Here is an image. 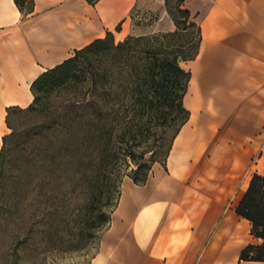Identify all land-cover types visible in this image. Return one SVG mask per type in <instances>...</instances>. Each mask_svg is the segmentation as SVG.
Listing matches in <instances>:
<instances>
[{"label":"crops","instance_id":"crops-1","mask_svg":"<svg viewBox=\"0 0 264 264\" xmlns=\"http://www.w3.org/2000/svg\"><path fill=\"white\" fill-rule=\"evenodd\" d=\"M102 2L35 0L23 18L13 0H0V120L6 107L32 102L30 85L41 73L107 32L119 42L176 30L165 0H128L116 12ZM77 6L97 9L95 32L69 30ZM182 7L200 29L198 54L186 63L188 120L164 166L153 165L143 185L122 183L88 264H264L239 260L262 240L235 213L252 175L264 177V0H183ZM134 8L158 16L134 23Z\"/></svg>","mask_w":264,"mask_h":264},{"label":"trees","instance_id":"trees-1","mask_svg":"<svg viewBox=\"0 0 264 264\" xmlns=\"http://www.w3.org/2000/svg\"><path fill=\"white\" fill-rule=\"evenodd\" d=\"M85 1L93 7L100 0ZM13 3L23 18L33 13L35 0ZM164 5L176 27L174 32L153 37L128 36L119 42L107 32L104 38L74 50L71 57L41 73L30 85L33 100L26 108L5 109V123L11 133L1 138L0 211L4 215L0 234L16 228V235L9 236L7 250L0 245V264H14L27 255L38 257L55 247L49 232L41 233L38 240L27 239L23 223L30 188L43 195L55 190L60 182L88 180L93 183V200L103 193L102 188L108 189V206L111 199L119 198L124 176L143 185L154 164L165 165L172 143L189 117L183 98L190 73L181 68L179 60L189 62L197 56L200 29L189 11L183 9V0H165ZM188 26L198 32L197 45L180 56L176 45L164 44L163 40L176 37ZM55 98L60 101L54 102ZM169 102L176 103L184 117L169 142L163 141L157 150L148 151L147 159L145 153L137 156L135 150L144 142L134 130L136 117L151 111L154 105L167 108ZM15 113L20 115L16 123L11 121ZM160 153L163 162L158 160ZM127 159L135 170L127 172ZM94 209L92 202V217L84 221L81 233L85 240L93 238V232L100 231L107 222L105 214H95ZM235 213L251 224V235L262 240L260 245L246 246L239 260L264 262L263 176L252 175ZM3 242L1 236L0 243Z\"/></svg>","mask_w":264,"mask_h":264},{"label":"rangeland","instance_id":"rangeland-1","mask_svg":"<svg viewBox=\"0 0 264 264\" xmlns=\"http://www.w3.org/2000/svg\"><path fill=\"white\" fill-rule=\"evenodd\" d=\"M128 0H103L101 3L104 5V8L107 10L111 9L112 11H119L123 7V3ZM100 6V4L98 5ZM97 6V8H98ZM129 7V6H128ZM128 7L125 11H127ZM100 8V10H104ZM72 10V11H71ZM69 12V30L73 34L79 35V32L82 30L84 34L88 35L96 31L97 27L95 25L96 11L86 9L82 10L78 6L72 8ZM124 11V13H125ZM124 15V14H123ZM158 16V11H154L153 15L149 17H143L139 10L133 9L129 17L134 23H141L147 21H152V19ZM146 19V21H144ZM80 27V28H79ZM79 30V32H77ZM157 33H150L145 35V37H153ZM198 32L194 27H186L184 32L179 33L174 38H166L163 40L165 43H170L176 45L179 49L180 56L186 55L190 50H194L197 45ZM182 52V53H181ZM187 62L179 60V65L185 71H187ZM4 92L0 91V104L1 96ZM54 102H59V98H55ZM176 103L171 105L169 102L167 108L160 107L156 108V105L153 106L151 111H144L135 119L134 130L139 132V139L143 140V144L135 150L137 156L141 153H145L144 158L149 157L148 151L152 148L157 150L158 146L164 141L165 143L169 142L170 136L174 133L177 126L180 123V119L184 117L183 113H180L176 107ZM27 107V106H26ZM26 107H19L24 109ZM7 108V107H6ZM5 108V109H6ZM2 112V109H0ZM157 110V111H156ZM157 112V113H156ZM2 119L0 120V148L2 145L1 138L5 135L11 133V130L7 128L5 123L6 111L3 114ZM20 118L19 114H13L11 121H18ZM129 117L125 119V123L128 121ZM24 122V120L22 121ZM158 142V143H157ZM157 144V145H155ZM158 160L163 162V154H158ZM127 172L135 170L134 164L128 161ZM155 165V164H154ZM125 180H131L127 176L122 178V181L119 185V194L121 196L122 183ZM132 181V180H131ZM92 185L93 183L78 180V178L69 182H60L59 186L55 190H48L45 194L37 193V189L33 188L29 191V194L26 198V212L24 214L25 223H23L24 228L27 230V239L38 240L42 235L41 233L49 232L54 237L55 247L51 248L46 254L35 256H22L14 264H88L92 257L98 250L100 239L103 233L109 226V220L114 210L118 206L120 196L116 199H111V203L108 206H105L107 203V188H102V194L97 196L95 200L92 197ZM94 203L95 209L93 212L104 213L107 222L102 227L100 231L93 232V238L85 240L81 237V233H84L83 224L87 218H91L92 214L90 210L91 203ZM16 220V207L14 209ZM0 211V222L4 214H1ZM27 224V227H26ZM16 228H11L4 233L0 234V237L3 238V244L1 247H4V250H7L9 247L8 240L9 236L16 235ZM36 238V239H35Z\"/></svg>","mask_w":264,"mask_h":264},{"label":"bare ground","instance_id":"bare-ground-1","mask_svg":"<svg viewBox=\"0 0 264 264\" xmlns=\"http://www.w3.org/2000/svg\"><path fill=\"white\" fill-rule=\"evenodd\" d=\"M101 11V13H102V10H100Z\"/></svg>","mask_w":264,"mask_h":264}]
</instances>
